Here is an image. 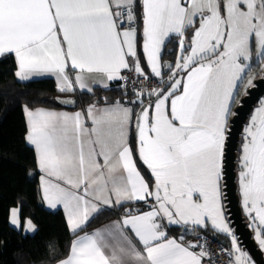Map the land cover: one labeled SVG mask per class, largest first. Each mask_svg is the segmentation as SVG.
<instances>
[{
  "label": "snow or ice",
  "instance_id": "6c2138e0",
  "mask_svg": "<svg viewBox=\"0 0 264 264\" xmlns=\"http://www.w3.org/2000/svg\"><path fill=\"white\" fill-rule=\"evenodd\" d=\"M174 37L179 54L174 64L162 62ZM253 43L260 63L264 0H0V55L14 54L18 80L47 74L60 93L94 95L93 86L113 81L127 89L131 79L135 86L136 79L122 75L127 71L161 85L147 92V101L143 90L132 91L127 104L138 112L121 100L102 108L95 100L75 113L23 105L43 200L51 209L63 206L73 234L125 203L149 209L125 208L110 227L77 236L56 264H203L211 262L203 235L209 227L211 239L230 237V248L221 250L229 264H250L226 221L220 181L228 118L238 82L252 67ZM245 133L240 190L249 227L264 248V101ZM9 211L20 230V208ZM170 226L196 239L169 237ZM35 231L31 218L24 219L23 232ZM47 247L55 259V243Z\"/></svg>",
  "mask_w": 264,
  "mask_h": 264
},
{
  "label": "trees",
  "instance_id": "16d2710c",
  "mask_svg": "<svg viewBox=\"0 0 264 264\" xmlns=\"http://www.w3.org/2000/svg\"><path fill=\"white\" fill-rule=\"evenodd\" d=\"M137 29H142L139 20L137 21ZM174 41L173 38V42L167 44L164 54L165 62L168 60L175 62L179 54ZM259 64L252 65L240 81L233 111L247 92L246 88L244 89V84L250 74L258 70ZM16 70L14 54H6L0 57V264H56L57 260L68 255L70 244L79 233L124 215L125 208L133 206L139 210L147 205L140 202L102 211L93 217L86 227L73 234L66 225L64 211L62 209H48L43 200L40 187L41 171L37 164L36 154L34 148L25 140L27 126L23 105L27 104L31 109L46 107L72 110L85 108L95 100L103 102L107 99L108 94L112 98L133 96L128 92L125 95V90L119 86L120 81L115 82L110 88L96 87L93 90L94 95L80 90L60 93L57 91L56 81L53 77L21 81L14 75ZM262 73L259 75L261 76ZM166 75H170V73H166ZM61 96L75 97L78 103L77 107L70 108L60 104L57 98ZM136 110L139 111V106H136ZM135 144L133 135L132 145L134 148ZM137 161L142 171L148 176L146 167L139 161L138 157ZM16 206L20 207L22 224L24 219L31 218L36 226L34 233H25L23 229L16 230L10 224L9 210ZM225 208L227 210V207ZM170 231L174 234H180L183 228L174 226L170 227ZM206 234L211 235L212 231L208 230ZM216 238L230 247V237L227 235L217 234ZM49 243L56 245L55 259L48 251L47 245Z\"/></svg>",
  "mask_w": 264,
  "mask_h": 264
},
{
  "label": "water",
  "instance_id": "95a60500",
  "mask_svg": "<svg viewBox=\"0 0 264 264\" xmlns=\"http://www.w3.org/2000/svg\"><path fill=\"white\" fill-rule=\"evenodd\" d=\"M166 62H172L174 64L172 60ZM165 71L169 73L167 68H165ZM263 96L264 72L260 77L254 80L253 85L247 89L246 94L241 98L234 110V115L230 119L227 132L223 160V191L227 207L226 213L228 214L231 229L239 244L250 255L255 264H264V250L254 236V228L249 227L250 223L243 213L238 193L237 161L245 125L249 115ZM57 100L58 102L74 100V104L59 102L70 108H76L78 105L77 100L73 96H61L58 97Z\"/></svg>",
  "mask_w": 264,
  "mask_h": 264
},
{
  "label": "crops",
  "instance_id": "0c3cea01",
  "mask_svg": "<svg viewBox=\"0 0 264 264\" xmlns=\"http://www.w3.org/2000/svg\"><path fill=\"white\" fill-rule=\"evenodd\" d=\"M125 27H127V26H125ZM136 27H137V24H136ZM174 39H176L175 37H174ZM168 44V43H167ZM167 44H166V46H165V48H164V50H163V56H162V62H165V59H164V54H165V50H166V47H167ZM4 55H6V54H4ZM4 55H0V57H2V56H4ZM256 57H254L253 58V60L252 61H254V59H255ZM254 63L256 64L257 62H256V60L253 62V64L252 65H254ZM261 64L262 63H260L259 65H258V70H255L254 71V75H253V78H252V84H251V86L253 85V83H254V79L257 77H259L260 75L259 74H261V72H264V68L262 69L261 68ZM166 68V67H165ZM165 68H162V72H163V76H164V79L165 80H167V77H168V75H166V71H165ZM145 71H148V69L147 68H145ZM251 74H253V73H251ZM181 75H183V74H181ZM43 77H53V76H51V75H42V76H34V77H32L31 79H29V80H25V81H30V80H33V79H39V78H43ZM54 78V77H53ZM55 79V78H54ZM115 82H118V81H113V82H109V84H110V86L108 87V88H110ZM239 83L240 82H238V85H239ZM247 84V85H246ZM251 86H249V84H248V79H247V81H246V83L244 84V89L246 88V90H247V88H249V87H251ZM96 87H100V86H93V90L96 88ZM69 93V92H68ZM71 93V92H70ZM106 97V96H105ZM107 99H105L103 102L102 101H100V102H98V104H97V107H105V106H107L108 104H111V103H113V102H115V101H117V100H121L122 102H124V103H126L127 104V102L128 101H130V100H132V99H134V97H129V98H127V97H125V98H116V97H114V98H112L109 94L107 95V97H106ZM147 99H148V97H147V94L145 95V101H147ZM262 101H264V96L260 99V101L258 102V104L254 107V109H253V111H252V113L249 115V118H248V121H247V123H246V125H245V128L249 125V123H250V121H251V117H252V115L253 114H255V110L257 109V108H259V107H261V102ZM88 106V105H87ZM86 106V107H87ZM127 106H130V107H134L135 108V111L137 112V110H136V106H138V105H131V104H127ZM85 107V108H86ZM39 108H44V109H48V110H55V111H63V112H68V113H75V112H77V111H82L83 109H85V108H80V109H72V110H70V109H54V108H46V107H39ZM34 109H36V108H34ZM231 111H232V113H234V111H233V104H232V106H231ZM231 116L232 115H230L229 116V118H228V124H227V130H226V133H225V143H226V139H227V132H228V129H229V124H230V118H231ZM233 117V116H232ZM88 126L89 127H91V124H90V122H89V124H88ZM245 128H244V132H243V134H242V140H241V142H240V148H239V155H238V161H237V181H238V193H239V196H240V202H242L241 203V205H242V208H243V213H244V215L246 216V218H247V220L249 221V223H251V221H250V218H249V215L245 212V210H244V206H243V200H242V195H241V190H240V183H239V173L241 172V170H242V168H241V156H242V146H243V143L245 142V135H246V133H245ZM134 133H135V128H134V124H133V135H134ZM133 135L132 136H130L129 137V142L132 144V137H133ZM225 143H224V149H225ZM133 146V145H132ZM134 148V147H133ZM223 160H224V155H223ZM223 160H222V177H221V181H220V186H221V195H222V204H223V208H224V213H225V218H226V221H227V223L229 224V219H228V217H227V214H226V202H225V198H224V191H223ZM137 166H138V168L140 169V171L142 172V174L143 175H145L146 176V178L148 177L143 171H142V168L138 165V161H137ZM41 171V170H40ZM43 175V173L41 172V176ZM40 187H41V191H42V184H41V179H40ZM42 195H43V192H42ZM45 202V201H44ZM135 203H137V202H132V203H125L124 205H126V204H129V205H132V204H135ZM140 203V202H139ZM45 205H46V207L48 208V209H50V210H58V209H62L63 210V206L62 205H60V206H58L56 209H51L48 205H47V203L45 202ZM117 208H119V207H117ZM133 206L131 207V209L133 210ZM147 210H149L148 209V206H146V207H144V208H141V209H139V210H137V211H147ZM64 211V210H63ZM134 213L136 212V211H133ZM65 213V212H64ZM66 215V214H65ZM123 216V215H122ZM122 216H119V217H115V218H113V219H111V220H109V221H107V222H105L104 224H102V225H100V226H98V227H95V228H93V229H91V230H87V231H85V232H82V233H79L77 236H80V235H84L85 233H89V234H91L94 230H96V229H104V228H106V227H110L111 226V224H112V222H114V221H118V220H120L121 218H122ZM89 223V222H88ZM35 225V224H34ZM170 227H174V226H170ZM170 227H168L167 229H166V231H167V233H168V236L169 237H176V238H179L180 237V235L181 234H184V236H186L187 234H190L191 232H185V230H184V228H183V231L180 233V234H174V233H172L171 231H170ZM176 227V226H175ZM22 229H23V224H22ZM209 231H213L210 227H209V229H208ZM129 235H131V233L129 232L128 233ZM222 234V233H221ZM76 236V237H77ZM254 236H255V238H256V233H255V230H254ZM76 237L74 238V240L76 239ZM230 239V238H229ZM257 239V238H256ZM108 240H109V243L110 244H112V245H115L116 243H117V241L115 240V239H112V238H108ZM257 241H258V239H257ZM229 242H230V240H229ZM237 243H238V246L243 250V252H245V253H247L245 250H244V248L239 244V242H238V240H237ZM258 243H259V241H258ZM231 246V245H230ZM138 247H139V245H138ZM263 250H264V248H263ZM247 256H248V258H249V260H250V264H255V262L252 260V258L250 257V255L247 253ZM203 264H204V262H203Z\"/></svg>",
  "mask_w": 264,
  "mask_h": 264
},
{
  "label": "built area",
  "instance_id": "2783aa9c",
  "mask_svg": "<svg viewBox=\"0 0 264 264\" xmlns=\"http://www.w3.org/2000/svg\"><path fill=\"white\" fill-rule=\"evenodd\" d=\"M125 26H128L125 24ZM124 76H130L132 79H136V84L133 86L131 79L129 80L127 84V89H124L122 85L124 84L123 81H120L119 86L127 91L128 93L132 94V91H141L143 90L145 94L147 92L151 91L152 88H158L160 87L159 78L153 77L151 80H144L143 77H136L134 73L130 74L127 71H124L122 73ZM138 208L134 207L133 211H137ZM203 235H208L210 239V243L207 245L209 252L211 253V262L208 259L204 260V264H229L230 256L227 252L221 251L222 249H229L226 244H224L222 241L217 239H211V235L203 233ZM185 242L188 241H194L196 239V236L194 234H189L184 236Z\"/></svg>",
  "mask_w": 264,
  "mask_h": 264
},
{
  "label": "rangeland",
  "instance_id": "374dc122",
  "mask_svg": "<svg viewBox=\"0 0 264 264\" xmlns=\"http://www.w3.org/2000/svg\"><path fill=\"white\" fill-rule=\"evenodd\" d=\"M254 57H256V47H255V44L253 43V46H252V60H253V58ZM256 60V58L254 59V61ZM254 61H251V63L253 64V62ZM260 63H262L261 64V68L263 69L264 68V61H261ZM254 65H255V63H254ZM253 74H250V76L248 77V80L249 79H251L252 80V78H253V75H254V72H252ZM255 79H257V77L255 78ZM254 79V80H255ZM253 80V81H254ZM247 85V84H246ZM239 104V103H238ZM236 108V107H235ZM234 115V113L232 114V116ZM232 116H231V118H232ZM230 118V119H231ZM230 125V124H229ZM237 183H238V181H237ZM240 203H242V202H240ZM242 206V205H241ZM17 208H20L19 206H16ZM22 221V220H21ZM229 227H230V229H231V226H230V221H229ZM21 229H22V226H21ZM231 231H232V229H231ZM233 232V231H232Z\"/></svg>",
  "mask_w": 264,
  "mask_h": 264
}]
</instances>
